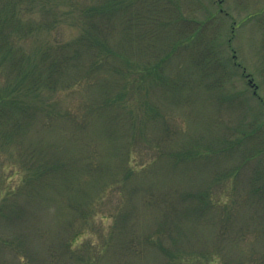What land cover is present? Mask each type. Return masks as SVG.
I'll use <instances>...</instances> for the list:
<instances>
[{
    "label": "rangeland",
    "instance_id": "374dc122",
    "mask_svg": "<svg viewBox=\"0 0 264 264\" xmlns=\"http://www.w3.org/2000/svg\"><path fill=\"white\" fill-rule=\"evenodd\" d=\"M21 3L23 22L58 21L15 40L35 59L81 32L91 1ZM126 9L130 25L119 15L108 38L112 65L127 71L120 84L100 86L115 78L104 72L88 86L84 55L68 77L83 79L55 95L62 110L104 108L89 117V137L103 125L113 135L100 138V156L81 160L77 137L63 140L66 128L81 133L66 119L0 146V264H264V0H131ZM177 18L192 21L178 23L186 34L174 32ZM157 64L156 78L147 69ZM34 144L56 158L48 186L21 164ZM70 163L79 168L61 182Z\"/></svg>",
    "mask_w": 264,
    "mask_h": 264
},
{
    "label": "trees",
    "instance_id": "16d2710c",
    "mask_svg": "<svg viewBox=\"0 0 264 264\" xmlns=\"http://www.w3.org/2000/svg\"><path fill=\"white\" fill-rule=\"evenodd\" d=\"M90 1L91 4L86 8H82L77 18L81 32L68 42L56 45L47 44L34 59L23 48L17 47L15 40L25 38L42 30L52 29L58 21L50 25L48 22H23L21 18V0H0L1 147L5 148L12 143L24 145L22 140L24 135L29 133L32 125L35 127L42 126L40 127L42 130L50 131L53 129L55 119L64 121L66 119L71 123V126L76 125L73 129L81 132L78 135L71 134V131L66 128L65 132H63V140L68 141L71 136L77 137L75 140L81 146V152L78 155L83 157L82 161L89 162L90 153L92 155V152L98 154V157L100 156L98 150L101 142L100 138L103 137L105 132H107L105 135L108 138H112L113 135L110 131L104 132V125L103 129L101 128L98 132H94L92 137L88 136L89 129H94L93 123L89 122V117L95 110L104 111L102 106L96 105V102H91L89 104L85 103L81 112L62 110L59 100L55 98L56 93L72 90L79 83L78 80L83 79V77H79V79L69 80L68 77L72 69L76 68L75 70H77L83 66L82 57L84 55L92 58L86 68L88 86H92L90 84L91 79L94 80L95 84L101 81L104 72L112 73L115 78H113V81L111 80V84H109L108 80L101 82L100 86L103 88L119 85L120 82L118 80L127 74V71L119 68L115 62L112 65L113 58H110L113 56V51L109 48L108 38L113 29V19H116L119 15L124 16V21H127L128 25H130L129 20L133 15H130V13L126 14L128 10L126 7H129V1L131 0H101L97 4L93 0ZM181 21L187 24L192 22L177 18V23L173 22L177 25V29H174L177 36H180L181 33L183 34V31L186 34V29L178 24L182 23ZM200 25L196 23L192 27L193 31L189 34L190 37L193 36L194 32L202 30L204 25H201V29L199 28ZM176 35L174 34L175 37H177ZM181 41H184V39H181ZM109 60H111V63ZM98 69L100 71L96 73ZM159 69H161V65L157 64L153 69L148 68L147 72L156 73V78L159 74L162 77ZM144 70L146 71V69ZM185 85L183 84L182 86L184 87ZM3 86H5L4 89H2ZM103 96L109 97L108 93H103ZM38 117L41 118V121L38 120ZM254 145H256L255 147L259 146L256 142H254ZM43 146L41 148L39 144H34L33 148L31 147L32 149L28 147L27 155L21 159L22 166L28 171V179L30 181H40L39 186L41 187L48 186L50 181H46L49 178L48 175H51L49 173L50 167H48V164H51L50 156L53 164L56 160L54 156L48 154L50 151L47 149L51 146ZM259 151L260 149L258 148V153ZM25 159L32 163L27 165ZM86 164L84 165L87 170L91 171L92 165ZM71 165L72 163L66 166L67 172L64 173V170H60L56 174L59 175L56 177L61 178V182L65 179L68 180L70 174L79 168L75 166L71 170ZM60 167L62 168V166ZM94 167H97L96 172H102L97 162ZM54 185L58 187L60 183L54 182Z\"/></svg>",
    "mask_w": 264,
    "mask_h": 264
}]
</instances>
